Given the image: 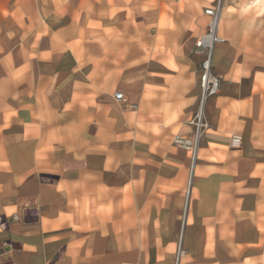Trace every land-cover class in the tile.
Returning a JSON list of instances; mask_svg holds the SVG:
<instances>
[{"label": "crops", "instance_id": "1", "mask_svg": "<svg viewBox=\"0 0 264 264\" xmlns=\"http://www.w3.org/2000/svg\"><path fill=\"white\" fill-rule=\"evenodd\" d=\"M222 1L199 147L239 134L243 148L191 190L179 264L206 261V226L237 227L216 264L264 256V5L238 28L257 8ZM203 2L0 0V264H174L190 157L172 138L191 135L200 71L154 52L192 41L183 21Z\"/></svg>", "mask_w": 264, "mask_h": 264}, {"label": "rangeland", "instance_id": "2", "mask_svg": "<svg viewBox=\"0 0 264 264\" xmlns=\"http://www.w3.org/2000/svg\"><path fill=\"white\" fill-rule=\"evenodd\" d=\"M217 1L218 2L221 1V5H222V3H223L222 0H214V1L205 0V2L202 3V5H205L206 7H208L209 5H211ZM231 1H233V0H231ZM263 5H264V0H244L241 3V9L242 10L250 9V8H254V9L257 8V9H256L255 14L248 18L249 19V20H247L248 22H246L247 18L241 19L238 28H241V26H246L248 23L251 24V22L256 18V16L261 12ZM228 9L231 10L232 8L228 7ZM206 20L207 19H206V17L203 16L201 9H199L198 14L191 16L188 19H185V23L183 21V25L188 30H190L192 32V35H191V37L193 38L192 41L189 42V40H186V37H184L181 40V43L179 46L181 48L180 50L172 49V48H167L165 50L160 49V50L154 52V56L158 55L159 57L164 59V62H163V63H165L164 65H167L166 67L170 70L175 69V66L172 63V60H176L177 58H180V57H187V58L193 60L195 62V64H197V66H199V57L196 55V53L194 51L193 43H194L195 37L203 32ZM225 24L229 25L230 23L225 22ZM260 24L264 25V23H260ZM221 37L224 40L225 36L224 37L221 36ZM228 40L229 39L226 37V41H228ZM146 87H147L146 89H148V86H146ZM125 96L128 99L127 101H129L130 103H135V99L131 93H129V94L125 93ZM189 116L190 115L187 114L184 117L180 118L179 123L181 122V120L186 121V119ZM203 117H204V115H203ZM204 120H206L205 117H204ZM209 128H210V125L208 124L206 131L210 130ZM229 135H230V133L226 134V138H228ZM199 148H200L199 152H200L201 158H200V160L196 161V164H197L196 173L193 175L191 172V174H190V168H189V174H187V176L184 180V189H185L186 193H185L184 205H183L182 213H181L182 214L181 219H180L181 222L178 226V234H177L176 242L172 245V251H174L175 255H176L178 248H180L182 250L181 252L183 253V249H182L181 243H180V241H181L180 237L182 236L184 218H185L188 210L190 212V209H189L190 198L192 201L193 197L195 196L194 194L191 195V190H193L194 193L196 192L197 185L200 182V177L203 178L204 175L215 176V174H219L221 171V166L230 165L232 163L231 159L235 160L236 157L240 156L242 154V151H240V150L243 148V143H242V145H240L239 148L233 149L228 145V139L223 144H212V143L209 144V143H205L204 141H202ZM231 150H236V151L232 152ZM255 150H256V148H255ZM260 152H262V151H260ZM187 155H188V157H190L189 152H187ZM232 164H235V163H232ZM205 170H207V172ZM228 170H230V169L228 168ZM126 204H127V206L133 205L132 199H131V197H128V195H127ZM22 210H23V208H21V209L18 208L17 211L15 209L14 212L19 216V218L13 216V219H14L13 223L14 224H22V222H23V217H21ZM127 217H128V214H127ZM131 227L132 226H127L126 229L128 230ZM202 228L204 229L203 232L205 234H207L206 238H205V254H206L207 259L202 264H216L214 261H212L209 258L210 256H214L217 253L216 241L222 239V236H224V235H227L228 237L234 238L235 234H237V229H236L237 227H235L233 225H227V226L225 225V227L206 226V227H202ZM259 234H262L264 236V227L260 228ZM186 258L187 259H186V262L184 264H195L193 258L192 259L188 258V257H186ZM240 258L241 257H239L237 259V261H234V263H228V264H240ZM254 258H255L254 261H256L257 264H261L264 261V256L259 257L257 255V253L255 254ZM174 259H175V257H174Z\"/></svg>", "mask_w": 264, "mask_h": 264}, {"label": "built area", "instance_id": "3", "mask_svg": "<svg viewBox=\"0 0 264 264\" xmlns=\"http://www.w3.org/2000/svg\"><path fill=\"white\" fill-rule=\"evenodd\" d=\"M203 14L208 17L205 30L198 35L194 42V51L201 56L199 63V86H200V106L198 111L188 120V124L192 127L190 136L181 133H175L172 142L177 147L186 150L190 154V174L192 167L197 158L199 142L205 129V120L203 117V104L207 97L214 95L218 91L219 77L211 72V58L213 47L216 43L221 41L218 34V25L221 15V3L215 2L212 5L203 9ZM114 98L117 101L125 100L121 92H115ZM131 107L135 105L131 104ZM242 138L239 134H232L229 140V146L233 149L240 147ZM182 250L177 249L174 264L180 263V256Z\"/></svg>", "mask_w": 264, "mask_h": 264}, {"label": "bare ground", "instance_id": "4", "mask_svg": "<svg viewBox=\"0 0 264 264\" xmlns=\"http://www.w3.org/2000/svg\"><path fill=\"white\" fill-rule=\"evenodd\" d=\"M220 24H221V21H219V26H220ZM219 37H220V39H221V41L220 42H222L223 41V39H222V37L219 35ZM205 124H206V126H205V129H204V131H203V133H205V131H206V129H207V127H208V123L207 122H205ZM199 151V150H198ZM197 159H198V152H197ZM192 164H191V161H190V166H191ZM194 165H193V167H192V174L194 173ZM183 249V248H182ZM183 252H184V250H183ZM182 254L183 253H181V256H182ZM180 256V257H181Z\"/></svg>", "mask_w": 264, "mask_h": 264}]
</instances>
